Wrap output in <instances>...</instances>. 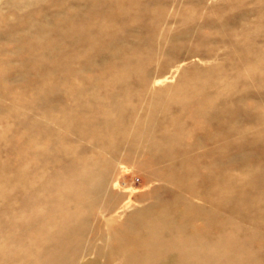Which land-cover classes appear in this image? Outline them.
Returning a JSON list of instances; mask_svg holds the SVG:
<instances>
[{
    "label": "bare ground",
    "instance_id": "obj_1",
    "mask_svg": "<svg viewBox=\"0 0 264 264\" xmlns=\"http://www.w3.org/2000/svg\"><path fill=\"white\" fill-rule=\"evenodd\" d=\"M159 3L0 22V264H264V37Z\"/></svg>",
    "mask_w": 264,
    "mask_h": 264
},
{
    "label": "rangeland",
    "instance_id": "obj_2",
    "mask_svg": "<svg viewBox=\"0 0 264 264\" xmlns=\"http://www.w3.org/2000/svg\"><path fill=\"white\" fill-rule=\"evenodd\" d=\"M53 0H0V22L7 20L14 21L26 15L30 12H33L40 8V6H45L48 2ZM141 1H160L159 5L154 4L155 14H161V22L164 23L167 17L170 14H176L177 17H184V24H180L179 21L169 23L171 28V33H176L179 29H184L188 27H194L195 30H198L199 24L202 20L212 19L218 22H227L229 24L230 20L241 17L244 22H246L249 31H251V37L255 41H261L264 37V17H262V28H255L258 18L259 8H264V0H141ZM261 5V7H260ZM161 10V11H160ZM196 10V11H195ZM194 15V16H193ZM148 17V16H147ZM178 17V18H180ZM225 17V18H224ZM200 19V21H199ZM188 23L191 25L189 26ZM139 24V23H137ZM136 24V25H137ZM197 26H195V25ZM233 26V23H231ZM187 26V27H186ZM181 27V28H180ZM209 32L211 39H217L221 34L218 29L215 28H204ZM215 36V37H213ZM251 39V40H252ZM180 41L182 39H179ZM213 41V40H212ZM194 60V61H193ZM184 61V62H188ZM189 62H199L201 64L209 63L210 61H204L197 58H191ZM175 77H162L157 80V86H164L170 83H173ZM10 102L9 99H7ZM74 102V101H73ZM143 111V110H141ZM64 129V128H63ZM62 129V130H63ZM70 136H74L73 132H66ZM123 177L127 180L130 187L133 189V194L131 195V202L133 207H140L142 205L150 202L149 199L142 200L141 193L150 190L155 184H145V173L143 170L137 169L136 167H125L123 171ZM150 187V188H149ZM137 194H136V193ZM137 199V200H136ZM134 201V202H133ZM117 213V212H116ZM118 214V213H117ZM125 259L122 258L118 263H122Z\"/></svg>",
    "mask_w": 264,
    "mask_h": 264
}]
</instances>
